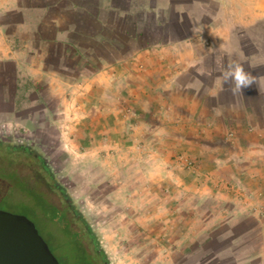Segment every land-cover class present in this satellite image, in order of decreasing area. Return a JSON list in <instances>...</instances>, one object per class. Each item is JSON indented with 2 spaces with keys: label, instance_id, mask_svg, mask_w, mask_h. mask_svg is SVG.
<instances>
[{
  "label": "crops",
  "instance_id": "0c3cea01",
  "mask_svg": "<svg viewBox=\"0 0 264 264\" xmlns=\"http://www.w3.org/2000/svg\"><path fill=\"white\" fill-rule=\"evenodd\" d=\"M93 3L58 4L56 18L33 23L38 6L18 11L20 2L0 0V125L25 124L30 97L41 101L43 91L55 92L75 72L96 97L87 94L73 109L63 102L67 115L80 114L68 130L48 98V120L71 141L88 140L81 153L95 155L102 175H114L102 186L111 179L132 196L143 187L141 195L156 191L166 204L221 174L227 187L264 201V0ZM19 22L32 26L30 35L16 32ZM237 58L257 83L234 94L221 73ZM187 147L201 156L199 178L190 183L177 179L181 165L171 161ZM132 170L142 178H127Z\"/></svg>",
  "mask_w": 264,
  "mask_h": 264
},
{
  "label": "rangeland",
  "instance_id": "374dc122",
  "mask_svg": "<svg viewBox=\"0 0 264 264\" xmlns=\"http://www.w3.org/2000/svg\"><path fill=\"white\" fill-rule=\"evenodd\" d=\"M31 1L38 8L34 12V20L32 15L30 20L34 23L39 19L43 23L57 17L58 4L62 9L66 6L64 4L71 2L82 1L90 5L98 0H16L21 4L18 11L32 4ZM24 16L28 17L26 13ZM63 20L61 18V24L67 26ZM31 27L20 22L18 26H13L16 32L24 36L26 33L30 35L33 31L29 29ZM48 28L51 30V24ZM66 79V82H70L64 86L57 85L55 92L43 91L44 97L39 102H35V95L31 96L22 109L25 124H1L0 140L42 151L70 194L69 202L73 206L74 200L78 205V209L73 206L77 216L71 208L67 209L69 205L61 193L26 158H20L15 166L22 178L16 172H6L0 166V209L29 216L61 264H264L262 196H247L238 187H227L222 183L226 179L221 174L212 177L211 184L208 182L209 187L203 188L204 180L198 193L185 188L178 194H182L180 198L169 197L166 204L163 196L160 197L156 191L141 195L143 187L139 188V195L132 196L128 195L127 188H121L123 192L115 188L111 179L102 186L101 180L107 175L109 178L114 175H109V172L102 175L95 155L81 153L89 147L88 140L73 137L71 141L70 135L48 120L47 112L53 110L48 98L59 105L55 107L58 111L55 119L60 123L66 122L68 130L71 124L72 129L79 124L80 114L67 115L71 109L65 110L63 102H72L70 107L73 109V102H80L87 94L91 98L97 95L94 90L87 93L89 87L84 88L82 83L87 78L78 73H70ZM105 93L111 95L113 92L107 88ZM44 105L47 106L46 110ZM182 151L188 154L177 151L178 154L175 152L176 155H171V161L181 165L177 169V179L188 183L193 179L198 180L201 156L197 153L192 155L195 152L193 147ZM125 172L127 178H132L134 173V176L138 175L136 178H142V171ZM120 174L116 173L115 178L118 179ZM200 177L205 179V175L201 174ZM26 180L27 184L41 190L51 203L68 215L72 222V234L61 222L63 215L59 211V214L51 209L45 212L42 205H37V201L24 192L22 187ZM92 235L100 242L99 246L94 244ZM84 248L90 255L85 253ZM102 249L107 252L104 259Z\"/></svg>",
  "mask_w": 264,
  "mask_h": 264
},
{
  "label": "water",
  "instance_id": "95a60500",
  "mask_svg": "<svg viewBox=\"0 0 264 264\" xmlns=\"http://www.w3.org/2000/svg\"><path fill=\"white\" fill-rule=\"evenodd\" d=\"M0 264H61L36 223L0 209Z\"/></svg>",
  "mask_w": 264,
  "mask_h": 264
},
{
  "label": "trees",
  "instance_id": "16d2710c",
  "mask_svg": "<svg viewBox=\"0 0 264 264\" xmlns=\"http://www.w3.org/2000/svg\"><path fill=\"white\" fill-rule=\"evenodd\" d=\"M20 158H26L28 161L31 160L36 165L38 171L47 178L51 186L57 192L61 193V195L64 197L66 204L70 206H68L67 209L71 208L73 212V206L78 209V205L74 200L73 206L69 202L70 194H68L66 187L59 181L60 179L58 178V175L48 164L45 154L42 151L35 150L32 146H22L13 142H5L4 140H0V166L3 168V170H5L6 172L14 171L20 176L18 168L15 167L19 162ZM22 188L24 192L30 194L37 201V205H42L43 210L45 212L48 213L51 210L55 211L58 214L60 212L63 215L61 222H63V225L66 227V230H68L69 233L72 234V222L66 213H63V211H61L55 204L51 203L41 190L27 184V180L26 182L24 181ZM76 213L77 212H74L75 216H77ZM91 238L94 244L96 246H99L100 242L97 240L96 236L94 237L92 235ZM84 250L87 255H90L85 248ZM102 253V258L104 259L105 256H107V252L102 249ZM107 263L108 262H105V264Z\"/></svg>",
  "mask_w": 264,
  "mask_h": 264
},
{
  "label": "clouds",
  "instance_id": "9594fccd",
  "mask_svg": "<svg viewBox=\"0 0 264 264\" xmlns=\"http://www.w3.org/2000/svg\"><path fill=\"white\" fill-rule=\"evenodd\" d=\"M245 62L242 58L230 59L226 69L221 73L222 81L231 83V90L234 94L242 93L243 89L250 87L253 83H257L252 73L245 69Z\"/></svg>",
  "mask_w": 264,
  "mask_h": 264
},
{
  "label": "flooded vegetation",
  "instance_id": "af4514ba",
  "mask_svg": "<svg viewBox=\"0 0 264 264\" xmlns=\"http://www.w3.org/2000/svg\"><path fill=\"white\" fill-rule=\"evenodd\" d=\"M87 228H89L87 225H86Z\"/></svg>",
  "mask_w": 264,
  "mask_h": 264
}]
</instances>
